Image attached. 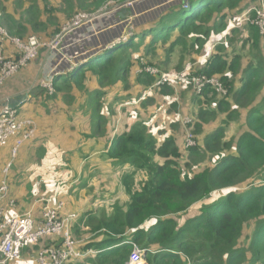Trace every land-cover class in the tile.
Returning a JSON list of instances; mask_svg holds the SVG:
<instances>
[{
  "label": "trees",
  "instance_id": "1",
  "mask_svg": "<svg viewBox=\"0 0 264 264\" xmlns=\"http://www.w3.org/2000/svg\"><path fill=\"white\" fill-rule=\"evenodd\" d=\"M25 1L28 7L17 1L14 8L9 0H0L4 11L0 24L21 40L33 35L47 38L55 26L52 21L57 20L54 10L48 5L41 10L35 0ZM108 1L125 0H61L60 12L70 18L76 10L94 13ZM188 2L187 10L181 5L163 9L151 22L135 28L126 43L57 79L56 90L67 103L73 101V92L89 93L87 84L95 80L100 89L90 95L96 133L105 127L101 113L108 93L105 89L119 82L127 89L132 67L145 59L166 71L202 59L212 37L221 35L227 21L236 20L253 1ZM227 42L212 48L199 71L219 76L228 96L221 97L209 87L193 95L195 119L182 134L186 139L190 133L195 147L186 148L185 139L178 144L174 123L175 134L162 143L143 121L114 138L109 159L133 170L122 177L129 200L126 205L115 204L111 215H89L87 220L77 221L76 239H81L78 234L83 224L89 237L80 250L99 254L75 264H128L134 245L148 250L144 255L147 264H264V97L257 102L264 90V34L259 26L246 25L231 31ZM158 56L161 58L156 60ZM136 81L149 89L155 102L159 99L155 96L167 99L172 95V88L166 85L154 87L155 77L142 75ZM242 110L247 114L240 126ZM234 123L239 124L240 132L229 140L227 134ZM210 125H215L214 130L206 132ZM8 181H12L10 176ZM216 193H221L220 197L212 196ZM212 198V203H205ZM195 205H199L197 213L180 221ZM55 242L52 245L58 246Z\"/></svg>",
  "mask_w": 264,
  "mask_h": 264
},
{
  "label": "built area",
  "instance_id": "2",
  "mask_svg": "<svg viewBox=\"0 0 264 264\" xmlns=\"http://www.w3.org/2000/svg\"><path fill=\"white\" fill-rule=\"evenodd\" d=\"M145 0H125L120 3L108 2L101 10L94 13H77L66 22L56 34L48 40L30 36L25 40L12 37L0 24V94L6 82L36 61L45 57L43 77L35 85L48 96L56 93V81L60 77L71 75L91 62L96 56L120 46L134 35V11ZM252 4L239 17V27L243 24L259 26L264 34V0H252ZM147 2L144 3V5ZM178 3L183 9H189L187 0H165L159 7ZM2 13L0 12V18ZM248 25V24H246ZM118 34L117 39L104 43V38ZM12 47L10 53L8 47ZM141 75L157 78L154 87L167 86L175 89L179 83L192 85L197 94L209 88L217 93L227 95L228 91L218 76L209 77L202 73L186 70L177 74H165L158 67L144 63L140 65ZM182 120L185 127L191 126L193 120ZM190 131V129H188ZM37 132L35 121L25 118L19 107L5 105L0 109V147H7L13 142L11 158L15 160L21 148L29 143ZM185 147L196 146L193 136L188 133ZM4 170L0 183V264H17L22 262L21 248L34 247L49 239L56 240L58 246H44L34 258L36 264H70L99 254L98 251L82 252L79 242L72 234V229L79 219L76 213L66 215L65 204L60 192L51 197H41V217L36 219L31 213L17 216L6 215L4 204L10 199L9 168ZM15 208V201H9ZM144 250L134 245L128 264H147Z\"/></svg>",
  "mask_w": 264,
  "mask_h": 264
},
{
  "label": "crops",
  "instance_id": "3",
  "mask_svg": "<svg viewBox=\"0 0 264 264\" xmlns=\"http://www.w3.org/2000/svg\"><path fill=\"white\" fill-rule=\"evenodd\" d=\"M11 1H18L20 2L18 5H25L28 7V3L25 0H9L10 3ZM35 4L39 6L41 10H46V5H48L51 10H54L52 12L53 14H62L60 12L62 9L61 0H46L45 2L42 0H35ZM9 5L10 4L7 3V6ZM178 6L180 5H173L172 7ZM12 11L13 9H11V12ZM0 12L3 16L4 11L2 8H0ZM158 12L157 10L153 14L152 19H154ZM52 35L53 34H50L47 38H41L48 40ZM8 50L11 53L13 49L10 46ZM44 63L45 57L40 56L28 67L10 78L0 94V109L5 105H16L19 107L22 115L35 121L37 126L36 136L22 148V154L24 153V165L16 167L12 171L13 180L10 183V199L4 204L6 215L17 216L31 213L36 219H40L42 205L39 203V200L41 197H51L55 195L57 191H60L61 201L65 204L64 213L66 215L76 213L80 218L82 212L87 208H91L93 204L102 207L107 205V207H105L107 210H103L104 212L102 211L101 215H111V213L114 212L115 204L126 205L129 200L125 192V187L122 184V177L124 174L131 173L133 170L128 165L122 166L116 164V162L109 159L108 153L116 136L125 133L131 129L134 124L142 122V120L139 121V119L135 118L128 119L130 114L126 112V122L122 125L118 124L113 126L114 122H112L110 118H114L113 115L115 113L118 114V118L121 117L120 114L122 113L123 105L125 106L124 112L128 110L126 109V105L139 107L138 110L141 113H148L147 115H143V117H148L146 121L143 120L144 124L147 128L154 129L155 132H151L153 135L157 134L156 138L159 143H162L167 137L171 136L172 133L175 134L171 126L173 115L166 110L162 113L157 112L156 105L160 103L159 99L161 100L163 96H155L159 98L157 102L152 100V95H149V89L145 90L143 85L136 81L138 77L142 75L139 72L140 65H134L131 69L129 87L127 89L124 87V84L120 82L110 89H105L108 93L103 99L101 113L104 115V120L108 118L107 126L103 127L99 133H96L95 129L93 130L94 124L91 120L94 102L89 98L90 93L100 89L95 80L92 79L87 84V91L89 93L73 92L72 97L74 99L72 104H67L65 103L66 101L64 100L63 94L60 92L58 93L57 90L51 98L47 97L44 92L37 93L39 90L35 88V85L43 77ZM137 93H139L140 96L135 100L136 103L129 104L128 102L134 99ZM262 97H264V90L257 102H259ZM79 101H85L87 105L80 104ZM243 111L244 112L241 111V126L247 114L246 110ZM84 118L88 121L87 123H82V121L85 120ZM186 118L187 117L184 119ZM177 126L181 132L187 131V128L183 126L182 123L180 125L177 124ZM184 139L185 136L183 140L178 136V144L182 145ZM12 145L13 142L7 147H0V183L5 175V169H3L4 163L10 160L11 157ZM32 158L35 159L34 162ZM53 166L57 167V169L54 170L59 171L61 174L69 171L73 172L75 180L71 183L67 182L66 188L68 191L71 190L72 192L73 189H70L71 187L74 188V186L77 185L82 186V182L87 180L84 188L76 192V195L81 197L83 192H91L95 201L92 203H87V201H85V203H78V211H75L74 206L70 202V197L67 194L62 195V193L66 192L59 190L60 188L57 191L51 190L44 193L45 187H43V185H41L42 187L40 188L33 187V183H25L18 174L22 169V171H25L32 168L33 173L37 172L38 175L42 176L45 174L47 176L51 173L48 168ZM40 167H44L46 170L42 169L41 172L40 169H38ZM62 169L66 171L64 172ZM76 175L78 178H76ZM30 189L34 191H30ZM103 195H105V200L102 198ZM212 196L218 198L220 197V193L218 195L217 193L213 194ZM11 200L15 201V208L9 206V201ZM212 200L213 198L210 200L207 199L205 203H212ZM99 216L100 213L98 214V217ZM152 222L153 221L147 222L144 226L148 227ZM76 226L73 229L74 236L76 235V231H78ZM87 231L88 229L83 224L79 229L78 235L87 239L89 238L87 236ZM49 241L55 242L56 240L49 239Z\"/></svg>",
  "mask_w": 264,
  "mask_h": 264
},
{
  "label": "rangeland",
  "instance_id": "4",
  "mask_svg": "<svg viewBox=\"0 0 264 264\" xmlns=\"http://www.w3.org/2000/svg\"><path fill=\"white\" fill-rule=\"evenodd\" d=\"M54 2H56V1H54ZM108 2H110V1H108ZM145 2L149 3L148 5H147V3L145 4V6L147 5L146 7L144 6V3ZM153 2H155V0L154 1L153 0H145L144 2H142V3H140V4L137 5V7L135 8V11H134V18H133V27L134 28H137L142 23H145L147 21H150L151 17L153 16V14L157 10L159 11L158 13H160L163 9L165 10L168 7L172 8L173 5L174 6L179 5L178 3H175V4H172V5H169L168 7H159L160 4H162L164 2V0H156L155 3H153ZM11 3H12V6L15 8V2H12L11 1ZM77 11L78 10H76L74 12L75 14H73V16L71 18L68 17V16H66L65 14H58V13L53 14L52 13L53 15H55L54 16L55 18L57 17L56 18L57 20L52 21V24L55 22V26H53L48 31L49 34H56V33H58L60 31V29L62 28V26L64 24H66V22L70 21L77 13H82L83 12V11H78V12ZM61 13H63V12H61ZM83 13H89V12H83ZM241 15H242V13L238 16V18L236 20L235 19H229L227 21V29L221 35H216V36H213L212 37V39L210 40V42L208 43V46H207V48L209 47L208 48V51L205 53V55H204V57L202 59H200V57H198V58L194 59L193 61H191L189 63H186L185 66H184V68H182L180 70H178L176 68H170V69H168L166 71V70H163L162 68H160L159 66L150 64V62L148 60H146V59L143 60L140 63V65L142 63H144V64L149 65V66L158 67L165 74H177V73H182V72H184L186 70H189V71H191L193 73H195V72L201 73L199 71L204 66V61L203 60L205 58L210 57V55L213 53V50H214L212 48L215 45H219V44L224 45V46L225 45H228L227 36L229 35V33L231 31L236 30V29H243L246 26V24L251 25V23H246V24H243L244 25L243 27H239L238 26V24H240L239 17ZM62 18H64V21L61 20ZM7 31H8V29H7ZM118 37H119L118 34H111L108 37L104 38V43H107L108 41L117 39ZM160 58L161 57L158 56L156 58V60H158ZM170 90L172 91L171 97L167 96V99L166 98H164V99L161 98V100L159 99L160 103H158L156 105L157 112L162 113L165 110L166 111H169L170 114L173 115L172 116L173 119L171 120L172 125H174V124H179L180 125L181 122H182V120L185 117L191 118L192 120H194L195 118H194L193 112H192L193 106L191 105V100L193 98V95L194 94H197L195 92L196 89L192 85H189V84H186V83H179L178 86L175 89H170ZM217 94L220 95L221 97H227L228 96V94L227 95H222V94H219V93H217ZM197 95H200V94H197ZM139 96H140L139 93L135 94L134 99H131L128 103L129 104H135L134 102H135V100L138 99L137 97H139ZM89 98H90V100H93V97H91V95H90ZM65 103H67V102H65ZM79 103L80 104L82 103L83 105H87V103L85 101H79ZM67 104H72V102H69ZM171 107H173V108H171ZM122 109H123L122 110V113L120 114L121 117L118 118V114L115 113L113 115L114 118H110L112 120V122H114L113 126H116L118 124L122 125L124 122H126V118H125L126 117L125 116L126 112H129V114H130V116H129L128 119H134L135 118V119H139V121H141V120L142 121L143 120L146 121L148 119V117H143V115H147L148 113H141L138 110L139 107L126 108L128 110H126L124 112L125 106L123 105L122 106ZM242 112H244V111L242 110ZM187 118L185 119V121L186 120H190V119H187ZM105 120H106L105 121V127H106L107 126V120H108V118H105ZM165 121H166V119H165ZM87 122L88 121L86 119L82 121V123H87ZM150 122H152V121H150ZM240 126H239V124L234 123L230 127V129H229V133L227 134V139H229V140L235 139L236 136L240 132ZM214 128H215V125H210L208 128L205 129V131L206 132H211V131L214 130ZM93 130H94V128H93ZM150 131H154V129H150ZM176 133L183 140L184 136H183L182 132L179 130V128L176 129ZM156 135H154V137H157ZM181 135H182V137H181ZM22 151L23 150L21 149L20 152H19L18 157L15 160H12V158L10 157V160H7L4 163L3 169H6L8 167V164L12 161V166L9 168V173H8V176H10L11 180H13L12 179L13 178L12 177V175H13L12 171L16 167H20L21 165H24L23 164L24 153L22 154ZM32 159H33V162H34L35 159L34 158H32ZM40 163H41V161H40ZM38 169H40L41 172H42V169L46 170V168H44V167H40ZM48 169L51 171V173H50V175L48 174L47 176L45 174L42 175V176L41 175H38L37 172L36 173H33L32 168L30 170H25V171H22L23 170L22 169V170H20V172L18 174H19V177L22 178L25 183L26 182L27 183H33V187L40 188V187H42L41 185H43V187H45L44 193L45 192H48V191H51V190H56L57 191L60 188L59 190H62L63 192H66V193H62V195L67 194L70 197V202L74 206V210L75 211H78V207H77V204L78 203H81V202H84L85 203V201H87V203H92L93 201H95V199L93 198V194L91 192H88V193L83 192L81 197L79 195H76V192H78L82 188H84V185L86 184V181L87 180H84L82 182V184H83L82 186H78L77 185V186H74V188L71 187L70 189H73L72 192H71V190L70 191L67 190L66 185H67V182L68 183H71V182H73L75 180L73 172L72 171H69L67 173L61 174L59 171H57V170L55 171L54 170V169H57V167H55V166L49 167ZM62 171L65 172L66 170L65 169H62ZM55 172H57V173H55ZM76 178H78L77 175H76ZM139 180H141V177L139 178ZM136 184L138 185V183H136ZM68 186H70V185H68ZM30 191L33 192L34 190H31L30 189ZM243 193H245V192H243ZM220 195H221V193H220ZM102 198H103V200H105L106 199L105 198V195H103ZM105 207H107V205L104 206V207H102V206H99V205L96 206L95 204H93L91 208H89V209L87 208L86 210H84V212H82V215L79 218V220L81 218H85L87 220L88 217H89V215H93L95 217H98V214L99 213L101 215V213H102L103 210L104 211L107 210ZM198 208H199V205H195L191 210H189V212L187 213L186 217H183L182 216L180 218V221L182 219H190L192 216H194L197 213ZM79 220H77V221H79ZM75 226H76V223H75L73 229L75 228ZM73 229H72V234H73ZM73 236H74V234H73ZM75 239H76V237H75ZM77 241L79 242V244H78L79 247H80L81 244H83V243L86 242L85 238H83V237H81V239L80 240H77ZM52 244H54V242H51V241L47 240L46 242H42V243H40V244H38L37 246H34V247H23V248H21V252H22V255H23V259L24 260L22 262H20V263H17V264H36L34 262V258L36 257L37 253L45 245L48 246V245H52ZM70 264H75V263H70Z\"/></svg>",
  "mask_w": 264,
  "mask_h": 264
},
{
  "label": "water",
  "instance_id": "5",
  "mask_svg": "<svg viewBox=\"0 0 264 264\" xmlns=\"http://www.w3.org/2000/svg\"><path fill=\"white\" fill-rule=\"evenodd\" d=\"M14 107H16V105H13Z\"/></svg>",
  "mask_w": 264,
  "mask_h": 264
}]
</instances>
